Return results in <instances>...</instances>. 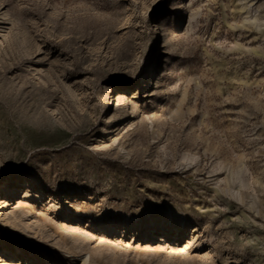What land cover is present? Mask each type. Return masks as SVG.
Listing matches in <instances>:
<instances>
[{
	"label": "rangeland",
	"instance_id": "obj_1",
	"mask_svg": "<svg viewBox=\"0 0 264 264\" xmlns=\"http://www.w3.org/2000/svg\"><path fill=\"white\" fill-rule=\"evenodd\" d=\"M0 264H264V0H0Z\"/></svg>",
	"mask_w": 264,
	"mask_h": 264
},
{
	"label": "bare ground",
	"instance_id": "obj_2",
	"mask_svg": "<svg viewBox=\"0 0 264 264\" xmlns=\"http://www.w3.org/2000/svg\"><path fill=\"white\" fill-rule=\"evenodd\" d=\"M160 26V25H159ZM158 28V27H157ZM155 30V29H154Z\"/></svg>",
	"mask_w": 264,
	"mask_h": 264
}]
</instances>
